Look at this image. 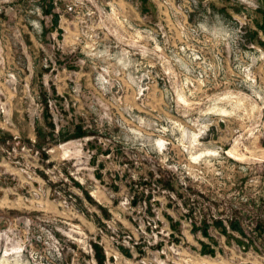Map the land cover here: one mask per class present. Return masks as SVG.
Wrapping results in <instances>:
<instances>
[{
    "label": "rangeland",
    "instance_id": "rangeland-1",
    "mask_svg": "<svg viewBox=\"0 0 264 264\" xmlns=\"http://www.w3.org/2000/svg\"><path fill=\"white\" fill-rule=\"evenodd\" d=\"M264 264V0H0V264Z\"/></svg>",
    "mask_w": 264,
    "mask_h": 264
},
{
    "label": "trees",
    "instance_id": "trees-1",
    "mask_svg": "<svg viewBox=\"0 0 264 264\" xmlns=\"http://www.w3.org/2000/svg\"><path fill=\"white\" fill-rule=\"evenodd\" d=\"M102 259H103V256H100L99 258V263L102 264Z\"/></svg>",
    "mask_w": 264,
    "mask_h": 264
}]
</instances>
